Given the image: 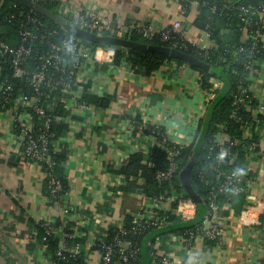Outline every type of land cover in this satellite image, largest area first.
<instances>
[{
	"label": "crops",
	"instance_id": "1",
	"mask_svg": "<svg viewBox=\"0 0 264 264\" xmlns=\"http://www.w3.org/2000/svg\"><path fill=\"white\" fill-rule=\"evenodd\" d=\"M94 10L123 25H148L163 29L179 19L187 37L210 42L206 32L193 26L197 2L190 4L187 14L180 13V0H56ZM211 68V66H210ZM1 76V70H0ZM201 72L186 62H167L150 74L132 70L128 64L101 62L91 71L87 80L60 97L65 113L56 117L66 125L63 135L52 142L53 152L60 156L57 174L65 185L62 202L70 210L71 232H82L74 241L89 239L94 233H103L117 221H127L135 212L146 208L150 215L156 211L163 216L175 215L171 204L189 197L190 191L200 201L198 207L204 216L207 211L205 197H199L191 188V173L185 166L179 172V188H173L169 200L153 202L154 197L137 191L122 189L125 178L120 168L133 152L147 154L155 144L145 126L159 125L169 141L181 145L196 143L210 118V100L221 87L222 79L211 78L204 88L199 83ZM259 79L264 85V68ZM83 93L94 95L96 102L80 101ZM107 101L106 106L100 100ZM251 129L259 139L258 153L251 156L242 148L239 168H246L248 191L227 199L218 218L220 243L199 237L188 250L180 240L171 237L193 218L184 222L169 221L176 229L158 234L161 228L153 227V236H146L142 255L148 263L151 251L149 241L160 238L164 251L176 250L179 259L187 264H264V130ZM218 130L213 134V136ZM217 135V134H216ZM228 154V151L226 152ZM225 154V153H224ZM223 155V157L227 156ZM232 154L229 155L231 158ZM235 157L229 159L233 163ZM145 161V159H144ZM147 163V162H146ZM151 164V161H148ZM139 181L142 182L140 179ZM183 186V192L182 188ZM187 193L188 196H184ZM249 223L238 220L243 207L256 204ZM197 207V206H196ZM58 206L46 193L42 168L25 160L21 153L17 131L11 114L0 111V264H46L52 256L46 243L40 240L41 221L50 219L57 225L60 220ZM152 219V216H151ZM178 223V224H177ZM197 224V223H196ZM178 226V227H177ZM196 226V225H193ZM191 226V227H193ZM56 236V235H55ZM152 237V238H151Z\"/></svg>",
	"mask_w": 264,
	"mask_h": 264
},
{
	"label": "built area",
	"instance_id": "2",
	"mask_svg": "<svg viewBox=\"0 0 264 264\" xmlns=\"http://www.w3.org/2000/svg\"><path fill=\"white\" fill-rule=\"evenodd\" d=\"M37 1V0H34ZM59 14L74 21L83 29L97 34H111L121 37L131 36L133 33L147 40H157L158 44H165L181 51L191 53L203 60L209 57L211 50L218 45L210 39L208 44L199 39L187 37L182 30V22L179 19L163 29H153L148 25H123L115 23L109 17L100 12L84 9L74 5L60 4ZM35 13V12H34ZM241 26V41H250L249 59L244 61V67L248 70L247 82L238 85L233 94L230 113L231 120L240 123L243 137L231 139L227 133L226 125H218V132L210 140L209 149H218L215 157H223L232 146L247 148L251 156L258 151L259 139L251 132L255 126L264 130V85L259 79L264 61L254 57V49L264 46V3L258 6L243 5L238 12ZM26 23L19 31V42L12 47L0 38V61L8 55L12 64V76L23 78L30 91L14 94L12 85L3 79L0 81V111L11 114L14 126L17 129V137L21 153L26 161L39 165L43 170V180L48 197L58 206L61 221L70 219V210L66 203L62 202L64 187L61 179L54 170L55 162L51 157V141L53 135L48 131L51 118L46 114V108L40 104L42 96L50 97L51 92L61 91L71 94L73 89L83 84L89 73L95 71L99 63L113 59L114 49L109 45H91L76 35L60 38V30L57 27H46L42 20L35 14H27ZM63 31V30H62ZM204 31V30H203ZM64 34V33H63ZM34 43L45 46L44 51L33 49ZM239 50H244L242 43ZM31 54H35L40 65L35 68H26L24 63ZM66 56V57H65ZM69 58L70 60H67ZM178 62L176 59H166L167 62ZM128 64V63H126ZM129 65V64H128ZM132 70L136 67L129 65ZM54 71H50V70ZM1 70V69H0ZM199 83L203 85L201 76ZM45 88V89H44ZM254 101V102H253ZM83 107L89 108V104L82 102ZM250 113V118L245 117L239 110ZM31 109L42 124L34 126ZM148 135L155 139L161 136V142L169 141L166 133L157 124L145 126ZM162 134V135H161ZM167 146L168 163L163 169H156L154 177L158 183L169 180L179 170L176 155L181 144L171 142ZM173 143V145H172ZM225 153V154H224ZM231 158L235 157V153ZM209 157V156H208ZM229 157V159H231ZM215 177L210 179L206 173L200 171L199 178L207 186L208 193L205 197L207 207L206 214L193 227H183L175 235L170 234L165 240L174 237L182 242L186 250L200 236L208 240L220 243L219 217L227 208V202H222L220 195L232 193L242 195L248 191L247 178L244 176L246 168L224 170L215 168ZM170 198L159 195L153 198V202L161 203ZM260 203L245 205L238 215V220L249 223L253 219L252 211ZM147 208V207H146ZM146 208L135 212L128 221H117L103 233H94L85 241L76 242V237H82L83 233L77 231L66 232L63 225H57L50 219L41 221L40 227L44 229L42 236L46 240L49 235H56L57 244L46 264H141L142 241L146 236L143 233L149 228L164 227L169 221L160 213ZM196 211L195 202L189 197L180 198L175 206L177 220L182 224L193 218ZM152 216V219H151ZM147 232V231H146ZM82 233V234H81ZM82 235V236H81ZM141 236V242L138 238ZM160 238L149 241L151 251L148 254L147 264H187L179 259L176 250L164 251L160 248Z\"/></svg>",
	"mask_w": 264,
	"mask_h": 264
},
{
	"label": "trees",
	"instance_id": "3",
	"mask_svg": "<svg viewBox=\"0 0 264 264\" xmlns=\"http://www.w3.org/2000/svg\"><path fill=\"white\" fill-rule=\"evenodd\" d=\"M193 1L197 2V14L192 21L193 26L197 29L207 31L210 38L218 45L215 50H211L209 57L205 59L211 66L208 72L192 66L201 72L203 87L206 89L211 85V78L219 77L222 79L221 87L214 91V95L210 100V118L200 136L197 138L196 143L183 145L180 148L179 153L176 155L179 170L169 180L163 183H158L156 181L154 173L156 169H163L167 166L169 154L166 147L171 145L170 141L162 143L161 136H156L155 144L149 149L146 155L140 152L131 153L126 163L123 164L119 170V173L127 182L126 185L122 187L124 190L133 192L141 189V195H147L149 197L164 195L168 197L173 188H179L180 179L178 174L181 168L187 164L190 157L193 163L187 164L185 168L191 173V188L199 197H206L208 188L199 178L200 171H204L208 178L214 179L215 168L235 170L239 168L242 161V146H232L230 150H228L227 156L216 158L215 155L218 154V149L210 150L209 145L213 134L218 130V125L220 124L226 125L227 133L231 139L243 137L240 123L230 118V113L233 109V94L237 91L238 85L247 82L246 78L249 75L243 63L246 59L250 58V41L242 42L240 39L241 21L238 12L240 6L249 4L258 6L263 4L264 0H180L179 10L182 15L189 12L190 4ZM37 2L49 10L59 13L58 2L56 0H37ZM29 13L39 17L46 27H57L60 30V34L55 40L62 38L64 35L63 31L55 23L11 0H0V38L12 47L16 46L19 42V31L21 28H23L24 25L28 27L32 26L30 23H26V16ZM131 37L137 41L159 43L157 40H147L134 33ZM241 43L244 50L240 51L239 47ZM45 48V46L37 43L33 45V49H37L38 52L44 51ZM254 57L264 61V46H259L254 49ZM166 59L170 58L148 50L121 48L120 50L114 51L112 63L118 65L128 63L130 66L136 67V71H144L146 74H150L159 69ZM67 60L70 59L67 58ZM177 61L182 62L180 60ZM23 65L30 69L38 67L40 63L36 55L31 54ZM0 69V81L3 79L7 80V82L12 85L14 94L30 91V88L26 85L23 78L12 76L13 69L8 55H5L0 61ZM50 71L52 72L54 70L51 69ZM65 95H67V93L56 90L51 92L50 97L47 98L42 96L40 100V104L46 108V114L51 118L48 131L53 134L50 138V151L51 157L55 162L54 170L56 173L58 162L61 161V158L53 152L52 142L58 136L63 135L67 129L65 124L56 119L58 115L65 113V108L59 101L60 97ZM96 100L94 95L87 93H83L80 98V101L84 102H96ZM100 104L106 106L107 101L101 99ZM29 111L31 112L34 126L41 125L43 119L39 118L31 109H29ZM239 111L245 117L250 118V113L244 111L243 107ZM233 153L236 154V159L233 163H229V155ZM148 161H151V164H149ZM244 176L246 177V174H244ZM140 179L142 182L139 181ZM63 187L65 190L64 184ZM180 187L183 192V186L180 185ZM184 196H188V194L185 193ZM234 196L235 194L232 193H224L220 195V198L222 202H226L228 198H230L231 201ZM176 204L177 200L173 201L171 205L174 207ZM196 206L197 216L189 223L190 225L187 224V226L183 227H191L202 219L203 215L198 209L200 203H197ZM166 219L168 221H174L177 218L175 215H169ZM55 224H57V222H55ZM71 225V222L67 220V223L64 225L66 232H71V230H69ZM153 229L152 227L149 228L143 235L146 233L144 236H153L154 233H156ZM170 229L174 230L176 227L174 225H166L161 228L158 234L164 233ZM37 234L40 240L48 245L52 254L57 244V237L52 234L49 235L46 240H43L42 236L45 234V231L40 225ZM145 238L142 241H144ZM140 242L141 236L138 238V243ZM143 243L144 242H142V251ZM141 256V264H147L146 261H144L143 255Z\"/></svg>",
	"mask_w": 264,
	"mask_h": 264
},
{
	"label": "water",
	"instance_id": "4",
	"mask_svg": "<svg viewBox=\"0 0 264 264\" xmlns=\"http://www.w3.org/2000/svg\"><path fill=\"white\" fill-rule=\"evenodd\" d=\"M19 5L24 6L32 10L33 12L40 14L42 17L47 18L48 20L55 23L59 26L64 33V37H69L71 35H76L81 37L88 45H109L114 50H120L121 48L125 49H140L148 50L162 54L171 59L180 60L188 63L189 65L199 68L205 72L210 70V64L191 54L184 51H181L177 48L158 43H147L142 41L134 40L131 36L121 37L111 34H97L95 32L86 30L78 26L74 21L67 19L61 14L47 9L45 6L34 0H11ZM140 192V189H138ZM192 198L199 204L200 201L192 191H190Z\"/></svg>",
	"mask_w": 264,
	"mask_h": 264
}]
</instances>
